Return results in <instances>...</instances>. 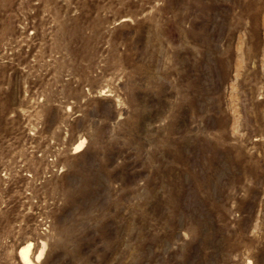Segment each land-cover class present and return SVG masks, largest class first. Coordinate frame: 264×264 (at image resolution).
<instances>
[{"label": "rangeland", "instance_id": "obj_1", "mask_svg": "<svg viewBox=\"0 0 264 264\" xmlns=\"http://www.w3.org/2000/svg\"><path fill=\"white\" fill-rule=\"evenodd\" d=\"M0 264H264V0H0Z\"/></svg>", "mask_w": 264, "mask_h": 264}, {"label": "bare ground", "instance_id": "obj_2", "mask_svg": "<svg viewBox=\"0 0 264 264\" xmlns=\"http://www.w3.org/2000/svg\"><path fill=\"white\" fill-rule=\"evenodd\" d=\"M31 247V246H30ZM30 247H27V248H24L22 251H21V255L23 256V259L27 262L30 261V258H29V251H30Z\"/></svg>", "mask_w": 264, "mask_h": 264}]
</instances>
